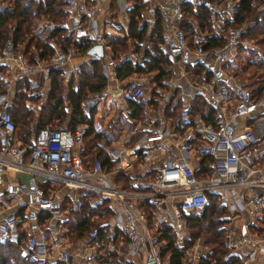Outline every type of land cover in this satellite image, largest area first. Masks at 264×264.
Returning a JSON list of instances; mask_svg holds the SVG:
<instances>
[{"label": "built area", "instance_id": "obj_1", "mask_svg": "<svg viewBox=\"0 0 264 264\" xmlns=\"http://www.w3.org/2000/svg\"><path fill=\"white\" fill-rule=\"evenodd\" d=\"M60 1L66 17L60 35L49 40L52 50L47 59L30 60L24 45L13 39V25L0 45L4 86L0 91V245L19 243L20 254L30 264H168L170 252L163 251L165 239H160V232L166 227L177 237L182 235L186 215L202 212L215 193L226 210L220 218L229 254L240 252L242 264H264V93L253 97L245 81L225 68L237 62L241 45L249 46L243 38L247 24H231L238 0H171L161 9L155 0H141L149 30L160 14V46L178 71L167 82L174 86L183 79L186 96L192 90L202 92L215 109L216 120H204L186 100L177 110L176 125L150 127L131 147L107 146L109 164L97 155L81 153L84 124L40 127L27 144L15 132L9 111L13 84L25 78L39 82L53 68L62 70L65 83L75 81L81 62L77 43L86 41L87 49L95 44L106 47V35L122 25L101 21L102 0ZM184 4L193 10L206 7L215 30L225 28L219 45L205 48L202 32L194 34L193 45L189 44L181 27ZM9 6L0 0V13ZM257 10L264 16V1ZM54 28L48 19L36 23L40 32ZM131 41L126 54L107 52L101 59L107 79L114 77L124 56L138 57L134 46L141 40ZM197 64L209 71L210 79L189 77L188 68ZM146 80L138 76L101 94L131 99L149 112L155 105ZM96 102L95 98L87 101L85 112ZM16 172L29 176L23 179ZM86 195L90 207L104 200L112 213L103 222L102 233L92 227L72 242L67 222L73 211L82 209ZM197 239L190 247L176 240L182 247L179 264H195L206 255L208 247L202 250Z\"/></svg>", "mask_w": 264, "mask_h": 264}, {"label": "trees", "instance_id": "obj_2", "mask_svg": "<svg viewBox=\"0 0 264 264\" xmlns=\"http://www.w3.org/2000/svg\"><path fill=\"white\" fill-rule=\"evenodd\" d=\"M10 3L8 9L0 13V45L8 36V29L14 26L12 31L13 39L16 43L24 45V52L33 61L34 56L40 59H47L51 54L49 40L56 38L63 30V22L66 17V11L60 0H5ZM133 5L128 9L129 24L127 33L123 35H106V42L112 51L117 54L119 52L126 53L127 38H137L139 40H147L148 45L143 48V57L140 61L133 60L128 56H124L119 65L115 68V75L118 79H124L132 73H152L151 81L154 83L151 89L153 105L157 104L158 92L156 88H167L168 78L171 77L174 65L160 46V36L163 32V25L160 14H156V23L149 33H146V23L140 24L141 12L144 4L141 0H132ZM264 0H238L233 12V20L231 24L246 23L247 27L243 33V38L249 37L254 43L260 46V51L240 46L237 61L239 63H227L225 68L236 76L240 72H244L249 66L254 67L251 76L254 77L251 83H246L251 88L252 96L258 97L264 93V16L258 14V4ZM184 17L181 21V27L184 30L189 44L193 45V36L197 32L206 35L204 41L205 48L209 49L219 45L222 42L225 28L216 31L210 18V14L206 7L199 6L193 10L191 6L183 5ZM44 18L55 23V28L45 32L36 29V23L39 19ZM194 19L197 24H195ZM78 44V53H85L87 50V42L80 41ZM134 50L138 51V45L134 46ZM242 53H246L243 61ZM77 79L69 81L65 84L63 72L60 68H53L49 71L50 82L47 92L42 98V104L29 107L26 101L38 100L41 94H32L28 88V81H16V91L12 99L9 111L15 122V132L19 140L23 144L30 141L32 134L40 127L49 126L51 128H72L78 124L86 126V135L84 137L86 146L91 150V154L97 153L99 158L109 164L105 154L96 147V140L102 136L93 126L92 114L82 112L81 100L83 97L91 93H99L107 83V79L103 74L102 65L99 57L90 56L80 66ZM189 69V77L194 79L201 75L202 80L210 79L208 70H204L199 64ZM202 71L204 73H202ZM250 76V77H251ZM18 82V83H17ZM64 82V83H63ZM76 82V87L74 86ZM67 86L66 93H62V85ZM23 85V84H22ZM37 87V86H36ZM23 89V90H22ZM4 90V86L0 84V91ZM129 105L134 112L143 111V106L137 102L128 99ZM170 102H168V105ZM182 100L178 98L173 106L176 112ZM67 106L69 110H67ZM192 110L199 113L206 121L216 120V111L212 108L208 100L200 91H194L192 100ZM68 113V114H67ZM67 115V117H66ZM66 117V119H65ZM174 118V116H173ZM68 123L63 126V122ZM173 121L176 122L175 118ZM55 126V127H54ZM94 155V154H93ZM45 186V185H44ZM210 203L200 213H190L186 215L187 226L192 238H200L202 243L208 247L205 256L200 257L196 264H242L241 253L229 254V249L224 244L222 234L223 220L220 218L225 213V208L219 203L215 193L210 194ZM104 206L99 205L95 209L100 220L93 224L90 220V211L83 205L82 209L75 210L78 218L76 221L69 220L72 238L81 237L85 232L97 227L102 233L104 228L103 222L108 220L112 211L106 201L103 200ZM106 214H108L106 216ZM107 218H106V217ZM106 218V219H105ZM105 219V220H103ZM103 220V221H101ZM91 221V222H90ZM160 239H165L163 251L170 252L168 264H179L182 258V247L176 245L178 237L170 228H163L160 232ZM185 246V245H183ZM0 264H30L20 254L19 243L8 241L0 245Z\"/></svg>", "mask_w": 264, "mask_h": 264}, {"label": "crops", "instance_id": "obj_3", "mask_svg": "<svg viewBox=\"0 0 264 264\" xmlns=\"http://www.w3.org/2000/svg\"><path fill=\"white\" fill-rule=\"evenodd\" d=\"M170 1L171 0H155V3H156L157 8L161 9V8H165L168 5V3H170ZM109 2H110V0H102L101 1L100 10H99V17L101 18L102 22H108L110 20H112L115 23L121 22L122 25L120 26V28H118L115 32H112L111 34H108V35H114V36L123 35V34L127 33V30H128V24H129L128 9L133 5V1L132 0H115L117 7L120 8L121 11H123L122 16H120L118 13V12H120V10H116L114 12L109 11L111 9V8H108V7H111ZM146 30H147L146 33L150 32L149 28H147ZM131 40H132L131 37L127 38V40H126L127 51L132 47V41ZM147 45H148L147 40H144V39L141 40V43L138 45V51H137L139 53V55L136 59H133V58L132 59L140 61L141 58L143 57V48H145ZM107 52L109 54H111L113 52L111 47L108 44L106 45V47H103V55L100 57L97 55L95 56V54L94 55H88L87 50L85 53H78V55L80 56V58H78V59H80V61H81L80 66L90 56L99 57L101 65H102L103 61L101 59H103V56L106 55ZM102 71H103V69H102ZM173 71H174V75L178 76L177 69H174ZM188 73H189V71H188ZM103 74H104V72H103ZM135 74H137V73H132V74L128 75L127 77H125L124 79H118L116 77L115 71H114V77H112L111 79L106 78L107 83L102 90L105 91V90H109V89H113V90L118 89L119 86H122L123 84H125L127 82V81L124 82L125 80L130 79L131 76L135 75ZM77 76H78V74H77ZM77 76L75 77V80L77 79ZM41 81L45 84V86L47 85V87H49L50 75L48 74L47 77L40 78L39 82H41ZM151 84L153 86L154 83L152 82ZM183 85H184V81H183V79H180V80L175 81L174 86H172V85L170 86V84L168 83L167 89L166 88H156L157 92L159 93L158 97H157L158 98L157 105L154 106L155 107L154 109H152L148 112V115H144V107H143V111H139L138 113L134 112L133 109L131 108V106L129 105L130 101L128 100V98L122 99L120 96H114V94L110 93V94H107V96L104 99L97 100V102L94 104V106L96 108L95 112L92 114L93 115V126L95 127L96 130H98L100 133H102V136H100V138H98L96 140V142H95L96 147L98 149H100V151H102L103 154H105L106 147L113 145V144H123L126 147H131L133 144H135L137 142V140L139 139L141 134L143 132L147 131L150 127L161 128L164 125H168V126L169 125H171V126L176 125L177 124V110H178V108H177L176 112L173 113L171 110L172 109L171 107L174 106V104L178 98H180L182 100V103H183L186 100H190L192 102L193 97H194V91L195 90H192L191 93L188 96H186L185 92L184 91L182 92ZM151 89H152V87L150 88V91H151ZM102 90L100 92H102ZM121 101L126 102V106H125V104H123V113L126 116L125 119H127L129 121L128 125L125 126V125L119 124L117 126L115 120H113L111 117V118H109L110 120L108 122L109 127H106L104 129L102 127H100L98 120L101 118V114L106 113L109 110V108L112 106V104H114V103L119 104ZM132 102H133V100H132ZM168 102H170L169 105H171V106L168 105ZM139 105L142 106L141 104H139ZM106 107H107V110H106ZM167 107H170V110L165 112ZM153 112L155 113V115ZM173 116H174L176 122L173 121V119H174ZM133 121L136 122V126H134L135 128L134 127L132 128ZM106 124H107V122H106ZM112 126H115V127H112ZM83 143H84V148L81 150V153L83 155H87V157H91V156H93V154L97 155V153H93V154L90 153L91 150H89V148L86 146L85 139L83 140ZM24 175H27V174L22 173V172H16L17 177L23 178L22 176H24ZM23 179H25V178H23ZM43 185H47V182H43ZM73 260L76 261L77 257H74Z\"/></svg>", "mask_w": 264, "mask_h": 264}, {"label": "rangeland", "instance_id": "obj_4", "mask_svg": "<svg viewBox=\"0 0 264 264\" xmlns=\"http://www.w3.org/2000/svg\"><path fill=\"white\" fill-rule=\"evenodd\" d=\"M109 4L111 5V7H108V8H111L109 11L110 12H114V11H116V10H120V8H118L117 7V5H116V2H115V0H110V2H109ZM120 4V3H119ZM144 10V7H143V9H142V11ZM119 13V15L120 16H122L123 15V11H121L120 10V12H118ZM107 17V16H106ZM141 22H143L144 23V20H143V14L141 13V17H140V23ZM108 35V34H107ZM112 36H114V35H112ZM245 40H247L248 41V44H249V46H247V48H250V49H255V50H257V51H260V46L259 45H257L256 43H254V40L252 39L251 40V38H249V37H246L245 38ZM245 55H246V53H242V57H243V61H244V57H245ZM172 62V61H171ZM237 63H239L238 61H237ZM254 71V67H252V66H249L244 72H240L239 74V77H241L242 78V80L243 81H245V82H247V83H251L252 82V80H254V77H252L251 76V73ZM202 73H204L203 71H202ZM151 74L152 73H140V74H135V75H132L131 76V78L130 79H128V80H131V79H134L135 77H138V76H143V77H145L147 80H146V86L148 87V88H151L152 87V81H151ZM174 74V71H173V73H172V75ZM189 74V73H188ZM171 75V76H172ZM251 76V77H250ZM201 75H198L196 78L194 77V79L192 78V80H196V81H201ZM35 80H33V79H28V78H25L24 80L23 79H19L18 81L19 82H21V86H24V82H26V80L28 81V88H29V91H30V93H32V94H41L40 95V97H39V99L38 100H29V101H26V104L29 106V107H35L36 108V106H38V105H40V104H42V98H44V96H45V94H46V92H47V89H48V87H47V85L45 86V84L41 81V82H37V78H34ZM128 80H125L124 82H126V81H128ZM123 82V83H124ZM18 83V82H17ZM64 83V82H63ZM23 84V85H22ZM66 84V83H65ZM65 84H63L62 85V93L64 94V93H66V88H67V86L65 85ZM16 83L15 84H13V86H12V88L14 89V91H16ZM50 85V84H49ZM122 85V84H121ZM37 86V87H36ZM45 86V87H44ZM167 89V88H166ZM23 90V89H22ZM108 94H110V92L108 93ZM107 96V94L106 95H104V94H101V92H99V93H91V94H89L88 96H86V97H83V99L81 100V102H80V104H81V108H82V112L83 113H85L86 115L88 114H93L94 112H95V106L93 105L92 107H91V109H90V111H89V113H86L85 112V105H86V103H87V101H89L90 99H93V98H95V100L97 101V100H100V99H104L105 97ZM14 97V96H13ZM123 104H125V106H126V102L125 101H121L119 104H112V106L109 108V110L106 112V113H104V114H101V118L98 120V122H99V125H100V127H102L103 129L104 128H106V127H109V118H111L112 117V119L113 120H115V122H116V125L118 126L119 124H121V125H125V126H127L128 125V120L127 119H125L126 118V116L124 115V113H123ZM115 105V106H114ZM169 106H171V105H169ZM180 106V105H179ZM94 107V108H93ZM67 110H69V107L67 106ZM93 108V109H92ZM102 108V107H101ZM172 109V111L174 110V108L173 107H171ZM106 110H107V107H106ZM170 110V107H167V109L165 110V112L166 111H169ZM175 112V111H174ZM154 113V112H153ZM68 114V113H67ZM144 115H148V112L147 111H144ZM154 115H155V113H154ZM66 117H67V115H66ZM66 117H65V119H66ZM92 119H93V116H92ZM121 123H120V122ZM106 122H107V124H106ZM78 124V123H77ZM63 126H67L68 125V123L66 122V120H65V122H63V124H62ZM134 126H136V122H134L133 121V125H132V128L134 127ZM55 127V126H54ZM112 127H115V126H112ZM135 128V127H134ZM102 129V130H103ZM9 174H11V172L9 171ZM29 175L27 174V175H24V176H22L23 178H26V177H28ZM66 188L67 187H64V190H66ZM89 196L90 195H86V196H84L83 197V202H84V205H85V207H86V209H88L89 211H90V220L92 221H90L92 224H93V226H94V223H96L97 221H99L100 220V217H99V215L97 216V212H95V209L97 208V207H90V205H89ZM104 203L105 202H103L102 200H101V203H100V205H99V207L101 206V205H103L104 206ZM108 207V206H107ZM108 214H106V216H107ZM105 216V217H106ZM71 217H72V220L73 221H76L77 220V218H78V216L75 214V213H72L71 214ZM108 218H109V216H107ZM106 217V218H107ZM105 218V219H106ZM105 219H103V220H105ZM103 220H101V221H103ZM68 223V222H67ZM70 226V225H69ZM198 237H196V238H192L191 237V235H190V233H189V231H188V229L186 228V231H184L183 233H182V235H179L178 236V240H182L183 241V243H184V245L185 246H188V247H190V246H192L194 243H193V241H195V240H198L197 239ZM69 239L71 240V241H76V238H72V236H70L69 235ZM202 240L200 239V242H201ZM13 242V241H12ZM200 247H201V249L202 250H204L205 249V247H204V244L202 243V245L200 244ZM207 252V251H206ZM196 264V263H195Z\"/></svg>", "mask_w": 264, "mask_h": 264}, {"label": "water", "instance_id": "obj_5", "mask_svg": "<svg viewBox=\"0 0 264 264\" xmlns=\"http://www.w3.org/2000/svg\"><path fill=\"white\" fill-rule=\"evenodd\" d=\"M88 55H97L102 56L103 55V45L102 44H95L87 49Z\"/></svg>", "mask_w": 264, "mask_h": 264}]
</instances>
